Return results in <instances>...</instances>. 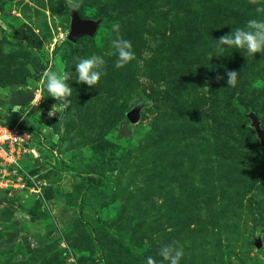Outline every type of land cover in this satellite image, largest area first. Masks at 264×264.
I'll return each instance as SVG.
<instances>
[{
	"label": "rangeland",
	"instance_id": "1",
	"mask_svg": "<svg viewBox=\"0 0 264 264\" xmlns=\"http://www.w3.org/2000/svg\"><path fill=\"white\" fill-rule=\"evenodd\" d=\"M264 0H0V131L35 156L0 173V264H264V54L215 51ZM88 33L69 40L79 23ZM120 24L136 58L115 67ZM227 47V46H224ZM105 60L94 86L75 63ZM227 71L238 73L227 85ZM69 72L72 95H43ZM40 100V99H39ZM22 112L10 116V107ZM26 108L30 109L26 112ZM23 116V118H21ZM59 123V131L55 125ZM32 135V136H31Z\"/></svg>",
	"mask_w": 264,
	"mask_h": 264
},
{
	"label": "clouds",
	"instance_id": "2",
	"mask_svg": "<svg viewBox=\"0 0 264 264\" xmlns=\"http://www.w3.org/2000/svg\"><path fill=\"white\" fill-rule=\"evenodd\" d=\"M68 14L73 10H77L80 0H65ZM264 8V7H261ZM112 31L116 33L114 39L111 40V46L115 50L116 60L115 67L121 68L133 61L136 58L132 43L120 36V24L113 23L111 25ZM227 46V47H224ZM230 48L237 50L243 49L247 55L255 57L256 54H264V19L250 18L247 20L244 27H237L228 34L219 37L215 43L216 52H224ZM105 60L102 56L91 55L87 58H80L75 63L76 79L78 82L88 86H94L100 81L104 75ZM227 85L234 86L237 83L238 73L236 71H227ZM69 79V72L65 71L63 74H58L55 71H46L43 74V89L44 93L39 98L40 102L43 98L51 97L59 101L58 104H53L48 116L52 117L56 113H61L63 118L64 109L68 107L70 101L65 98L72 95V89L67 83ZM11 112H22L20 105H12ZM23 118V116L21 117ZM160 255L168 264H180L183 256V249L181 247L172 248L165 246L161 248ZM146 264H155L151 256L146 257Z\"/></svg>",
	"mask_w": 264,
	"mask_h": 264
},
{
	"label": "built area",
	"instance_id": "3",
	"mask_svg": "<svg viewBox=\"0 0 264 264\" xmlns=\"http://www.w3.org/2000/svg\"><path fill=\"white\" fill-rule=\"evenodd\" d=\"M39 94H37L32 103L39 102ZM26 108V112H28ZM11 112V111H10ZM14 114L13 112H11ZM16 113V112H15ZM18 125H15L11 129H4L0 131V173L11 172L12 175H17L21 167V155L26 153L25 149H28L29 155H37L35 148L30 147L29 137L27 135H21L17 131ZM32 136V135H31Z\"/></svg>",
	"mask_w": 264,
	"mask_h": 264
},
{
	"label": "water",
	"instance_id": "4",
	"mask_svg": "<svg viewBox=\"0 0 264 264\" xmlns=\"http://www.w3.org/2000/svg\"><path fill=\"white\" fill-rule=\"evenodd\" d=\"M88 30L89 29L87 28V25L85 23H82V22L79 23L78 25L75 26L72 33L70 34L69 40L71 42H75L78 38L87 34ZM253 125L256 128L258 137L260 138V140L262 141V144L264 145V130L261 128L260 123L256 118H254L253 120Z\"/></svg>",
	"mask_w": 264,
	"mask_h": 264
},
{
	"label": "trees",
	"instance_id": "5",
	"mask_svg": "<svg viewBox=\"0 0 264 264\" xmlns=\"http://www.w3.org/2000/svg\"><path fill=\"white\" fill-rule=\"evenodd\" d=\"M9 115L11 116H13L14 114H12L11 112L9 113ZM56 131H59V123H57L56 125H55V128H54Z\"/></svg>",
	"mask_w": 264,
	"mask_h": 264
}]
</instances>
